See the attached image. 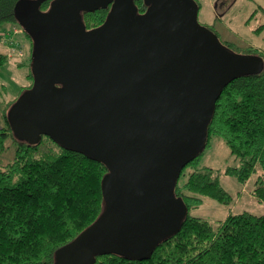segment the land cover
I'll list each match as a JSON object with an SVG mask.
<instances>
[{"label": "water", "instance_id": "water-1", "mask_svg": "<svg viewBox=\"0 0 264 264\" xmlns=\"http://www.w3.org/2000/svg\"><path fill=\"white\" fill-rule=\"evenodd\" d=\"M23 0L20 26L33 40L34 86L10 124L29 145L43 136L104 163L105 209L55 264H97L103 255L149 260L181 232L189 209L176 187L207 147L228 84L260 74L258 55L226 48L198 18L196 0ZM88 31L83 13L110 8Z\"/></svg>", "mask_w": 264, "mask_h": 264}, {"label": "trees", "instance_id": "trees-1", "mask_svg": "<svg viewBox=\"0 0 264 264\" xmlns=\"http://www.w3.org/2000/svg\"><path fill=\"white\" fill-rule=\"evenodd\" d=\"M22 1L0 0V29L20 25L16 9ZM53 1L47 0L42 11L47 12ZM136 5L141 14L149 10L144 0H136ZM110 10L84 12L87 30L103 26ZM246 49L247 55H258L264 61L260 50ZM9 58L0 52V68ZM29 77L31 84L7 106L3 114L6 126L0 128V152L7 150L10 139L15 144L13 160L0 167V264H55L57 251L78 238L105 209L102 181L109 171L104 163L63 148L49 136H43L38 145H29L15 135L9 113L34 86L33 71ZM216 109L205 150L213 137L222 138L238 162L226 172L245 188L254 174L261 170L264 175V71L233 80ZM200 157L182 171L175 190L189 209L181 232L160 242L149 260H130L114 253L98 257L97 264H264V214L233 213L216 225L190 213L204 204V198L224 205L233 202L215 169L193 168L187 173ZM262 175L252 191L260 202H264Z\"/></svg>", "mask_w": 264, "mask_h": 264}, {"label": "rangeland", "instance_id": "rangeland-1", "mask_svg": "<svg viewBox=\"0 0 264 264\" xmlns=\"http://www.w3.org/2000/svg\"><path fill=\"white\" fill-rule=\"evenodd\" d=\"M201 9L198 18L200 23L213 29L220 40L229 45L232 50L243 55L248 53L247 47L260 50L264 54V0H197ZM16 30L19 32L16 33ZM9 34L8 42L0 41V52L9 55V62L0 68V128L5 125L3 114L7 106L20 96L24 88L31 83L29 75L33 56V41L20 25H5L0 29V35ZM23 35L18 37L17 35ZM24 39V44L21 42ZM21 41V42H20ZM12 42V43H11ZM17 42L20 45L15 51L11 45ZM24 53L20 57L19 53ZM13 54V55H12ZM27 62L20 66L19 62ZM9 140L8 148L0 152V167L8 165L15 155V144ZM199 161L187 169L209 167L215 169L220 178L222 187L233 196L231 204L224 205L218 200L204 198V204L190 212L192 216L202 217L219 225L231 214L251 212L256 215L264 214V202L258 201L252 191L254 184L259 180L262 171L254 174L248 185L243 188L238 179L226 171L236 167L237 160L231 154L227 143L220 137H213L211 145L205 150ZM264 176V175H262ZM184 181V176L181 178Z\"/></svg>", "mask_w": 264, "mask_h": 264}, {"label": "built area", "instance_id": "built-area-1", "mask_svg": "<svg viewBox=\"0 0 264 264\" xmlns=\"http://www.w3.org/2000/svg\"><path fill=\"white\" fill-rule=\"evenodd\" d=\"M19 31L18 30H16V33H18ZM9 34L8 33H3L2 35H0V41H3V42H8V40H9ZM12 43V42H11ZM14 44H12L11 46L12 47H14L13 48V51H15L16 49V47H19L20 48V45H19V43H17V42H13ZM13 55V54H12ZM19 56L20 57H24L25 55H24V53H23V51L22 52H20L19 53Z\"/></svg>", "mask_w": 264, "mask_h": 264}, {"label": "crops", "instance_id": "crops-1", "mask_svg": "<svg viewBox=\"0 0 264 264\" xmlns=\"http://www.w3.org/2000/svg\"><path fill=\"white\" fill-rule=\"evenodd\" d=\"M17 36H18V37H22L23 35H21V34L19 35V34H18ZM22 38H23V37H22ZM22 41H23V42L20 41L22 44H24V42H26V41H24V39H22Z\"/></svg>", "mask_w": 264, "mask_h": 264}]
</instances>
